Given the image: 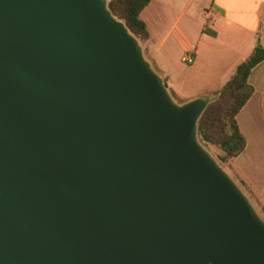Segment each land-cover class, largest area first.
<instances>
[{"label":"water","instance_id":"water-1","mask_svg":"<svg viewBox=\"0 0 264 264\" xmlns=\"http://www.w3.org/2000/svg\"><path fill=\"white\" fill-rule=\"evenodd\" d=\"M107 0H0V264H264V221Z\"/></svg>","mask_w":264,"mask_h":264},{"label":"crops","instance_id":"crops-1","mask_svg":"<svg viewBox=\"0 0 264 264\" xmlns=\"http://www.w3.org/2000/svg\"><path fill=\"white\" fill-rule=\"evenodd\" d=\"M142 20L149 33L145 56L185 104L210 100L257 47L264 48V0H153ZM186 56L193 65L184 63ZM249 84L254 94L237 117L247 146L232 167L264 208V62Z\"/></svg>","mask_w":264,"mask_h":264},{"label":"trees","instance_id":"trees-1","mask_svg":"<svg viewBox=\"0 0 264 264\" xmlns=\"http://www.w3.org/2000/svg\"><path fill=\"white\" fill-rule=\"evenodd\" d=\"M107 1L108 9L113 16L127 26L129 32L141 45L145 43L149 39V33L145 22L142 20V13L153 0ZM263 62L264 48L259 46L249 59L237 68L235 75L228 84L214 95V99L209 100V105L199 121V142L207 150L208 146L217 148L221 153L220 161L224 164L233 165V162L246 149L247 141L240 131L237 117L254 94V89L249 84L250 75ZM172 96L175 97L173 93ZM216 161L221 166L220 162ZM229 175L231 174L229 173ZM232 179L236 182L234 178ZM236 184L250 200L256 211H258L259 206L256 204L253 193L245 183L240 181L239 183L236 182ZM261 209L264 213V208ZM257 213L259 214L260 212L258 211ZM261 219L264 221V218Z\"/></svg>","mask_w":264,"mask_h":264},{"label":"rangeland","instance_id":"rangeland-1","mask_svg":"<svg viewBox=\"0 0 264 264\" xmlns=\"http://www.w3.org/2000/svg\"><path fill=\"white\" fill-rule=\"evenodd\" d=\"M144 50V49H143ZM144 55H145V53H144ZM145 58L147 59V57L145 56ZM148 60V59H147ZM153 66V65H152ZM188 66H190V65H188ZM153 68H154V70L158 73V71H157V69L153 66ZM159 74V73H158ZM192 90H195V87H191V88H189V90L187 91V92H192ZM170 93H171V95H172V92L170 91ZM173 97V96H172ZM174 98V100H175V102L176 103H178V104H180V105H183V104H185L184 103V101H182V100H180V99H178L177 97H173ZM209 99H214V96L213 95H210V97H209ZM208 150H209V152L212 154V156L216 159V160H218L219 162H220V164H221V166L227 171V172H229L230 174H232V175H230V176H232V178H234L235 180H236V182H240L239 181V179L236 177V175L234 174V170H233V167H232V165L231 164H224V163H222L221 161H220V155H221V153H220V151L217 149V148H215V147H212V146H208ZM228 173V174H229ZM258 211L260 212L259 214H260V216H261V218H264V213L262 212V209L259 207L258 208ZM257 211V212H258Z\"/></svg>","mask_w":264,"mask_h":264},{"label":"built area","instance_id":"built-area-1","mask_svg":"<svg viewBox=\"0 0 264 264\" xmlns=\"http://www.w3.org/2000/svg\"><path fill=\"white\" fill-rule=\"evenodd\" d=\"M184 63L188 64V65H193L195 60L193 57H190V56H186L184 59H183Z\"/></svg>","mask_w":264,"mask_h":264}]
</instances>
